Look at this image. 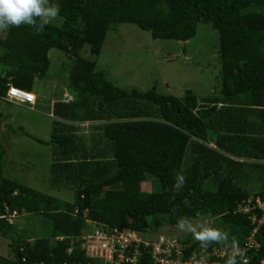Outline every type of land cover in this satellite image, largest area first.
Segmentation results:
<instances>
[{
    "label": "trees",
    "instance_id": "1",
    "mask_svg": "<svg viewBox=\"0 0 264 264\" xmlns=\"http://www.w3.org/2000/svg\"><path fill=\"white\" fill-rule=\"evenodd\" d=\"M47 2L58 5L61 23L35 17L36 27L10 26L0 36V98L10 85L32 91L35 79L46 76L51 48L72 54L68 79L75 97L54 103L60 120H54L50 140L21 125H4L51 145L50 184L73 189V200L5 176L6 148L0 141V236L10 240L12 252L0 255V264H94L77 239L88 221L145 234L207 215L213 219L209 228L180 239L186 258L214 246L243 247L251 226L236 208L264 189V0ZM118 23L183 42L195 35L198 23L217 29L215 90L199 96L185 89L176 96L159 92L156 82L145 90L112 83L96 67V57ZM85 45L92 58L79 52ZM79 121L95 122V133L78 134L73 123ZM180 174L183 180L177 179ZM253 177L259 190L251 193L239 183ZM143 181L149 190L135 186ZM37 213L51 223L48 237H26L13 222L15 216ZM208 230L217 236H198ZM255 238L258 249L212 256L206 264H261L264 223ZM138 258L140 264H158L145 248Z\"/></svg>",
    "mask_w": 264,
    "mask_h": 264
},
{
    "label": "rangeland",
    "instance_id": "2",
    "mask_svg": "<svg viewBox=\"0 0 264 264\" xmlns=\"http://www.w3.org/2000/svg\"><path fill=\"white\" fill-rule=\"evenodd\" d=\"M51 6L58 5L55 2H47L44 5ZM44 18L57 24L62 20L58 13L56 18ZM5 32L0 31V36ZM218 47L219 33L207 23H198L195 35L185 42L156 39L148 30L141 29L136 24L118 23L107 33L96 57V67L103 70L108 79L121 88L135 86L145 90L156 82L157 90L162 93L182 96L185 89H191L199 96H203L214 91L219 81ZM79 52L84 57L92 58L87 45ZM48 57L49 68L46 76L36 79L33 88L45 109V105H48L55 93L67 89L69 94H74L69 87L68 79V70L73 61L72 54L51 48ZM16 103L18 102L0 101V111L3 114L2 119L0 118V141L6 148L4 175L60 200L71 202L73 189L66 185L57 188L50 184L51 145L39 143L19 131L13 134L5 125L3 126L7 123L16 129L23 123L30 134L48 142L51 138L52 118L44 115L32 117L25 108ZM94 123L79 121L73 124L81 126L83 131H86L84 134L90 136L95 133V129H91ZM253 178L248 181L241 180L239 184L251 193L258 191L259 180ZM138 185L141 190H149L148 181L135 183V186ZM212 221L213 219L206 215L203 219H192L181 225L165 223L158 228L148 229V232L142 235L155 237L162 234L182 239L187 234L194 233L193 237L196 238L197 232L202 231V228H209ZM13 222L26 237H48L50 234V221L38 213L15 216ZM9 241L0 236V255L11 257Z\"/></svg>",
    "mask_w": 264,
    "mask_h": 264
},
{
    "label": "built area",
    "instance_id": "3",
    "mask_svg": "<svg viewBox=\"0 0 264 264\" xmlns=\"http://www.w3.org/2000/svg\"><path fill=\"white\" fill-rule=\"evenodd\" d=\"M74 97V94L65 92L62 100L71 101ZM1 100L34 105L36 96L33 91L10 85ZM261 193L250 195L236 208L237 212L247 215L251 226L243 247L214 246L209 250L202 249L199 254L192 252L186 258L179 238L162 234L155 237L143 236L126 228H108L105 224L95 221H88L89 227L79 234L77 239L80 240L85 255L97 260L94 264H140L138 256L141 254V248L147 249L153 261L158 264H206L207 259L212 256H237L260 247L255 237L264 223V189ZM261 264H264V261H261Z\"/></svg>",
    "mask_w": 264,
    "mask_h": 264
},
{
    "label": "clouds",
    "instance_id": "4",
    "mask_svg": "<svg viewBox=\"0 0 264 264\" xmlns=\"http://www.w3.org/2000/svg\"><path fill=\"white\" fill-rule=\"evenodd\" d=\"M46 3L47 0H0V31H6L10 26L19 27L22 24L36 27L35 17L56 18L59 7H44ZM177 179L183 180V176L180 174ZM198 236L215 238L217 232L208 230L199 233Z\"/></svg>",
    "mask_w": 264,
    "mask_h": 264
},
{
    "label": "crops",
    "instance_id": "5",
    "mask_svg": "<svg viewBox=\"0 0 264 264\" xmlns=\"http://www.w3.org/2000/svg\"><path fill=\"white\" fill-rule=\"evenodd\" d=\"M36 79H42V78H36ZM35 79V81H36ZM35 82H34V85H33V88L35 86ZM44 85V84H43ZM32 88V91L35 93L36 95V102L34 103V105H28V104H22V103H16L17 105H21V107L25 108L27 110L28 113H30L33 116H48L49 118H52L51 120V126L53 127V122L54 120H60L59 117H57L56 115L53 114V105L55 102H57L58 100H62L63 99V96H64V92H67V89H64L63 91H60L59 93H55L54 95H52L51 99L49 100V103L48 105H45L46 109L43 107L42 105V102H41V99L38 95L37 92H35ZM48 107V108H47ZM0 113L2 114V112L0 111ZM3 115V114H2ZM7 116V115H6ZM25 116V115H23ZM86 123H90L88 121H86ZM5 124V123H4ZM3 124V126H4ZM22 126H24V130H26L25 128V125H23L22 123ZM79 127V131H78V134H82V135H85L84 133H86V131H83V129L81 128V126H77ZM87 127V126H86ZM28 132V131H27ZM51 132H52V128H51ZM29 133V132H28ZM30 134V133H29ZM32 135V134H31Z\"/></svg>",
    "mask_w": 264,
    "mask_h": 264
}]
</instances>
